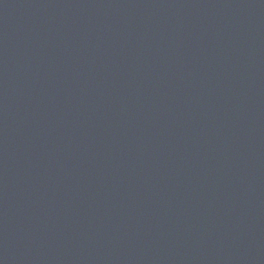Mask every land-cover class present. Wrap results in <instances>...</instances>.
I'll return each mask as SVG.
<instances>
[{
	"label": "water",
	"instance_id": "95a60500",
	"mask_svg": "<svg viewBox=\"0 0 264 264\" xmlns=\"http://www.w3.org/2000/svg\"><path fill=\"white\" fill-rule=\"evenodd\" d=\"M0 264H264V0H0Z\"/></svg>",
	"mask_w": 264,
	"mask_h": 264
}]
</instances>
